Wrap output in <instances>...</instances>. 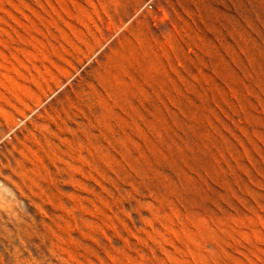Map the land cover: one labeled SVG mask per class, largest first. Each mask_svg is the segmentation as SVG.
<instances>
[{"label":"rangeland","instance_id":"rangeland-1","mask_svg":"<svg viewBox=\"0 0 264 264\" xmlns=\"http://www.w3.org/2000/svg\"><path fill=\"white\" fill-rule=\"evenodd\" d=\"M0 264H264V0H0Z\"/></svg>","mask_w":264,"mask_h":264}]
</instances>
